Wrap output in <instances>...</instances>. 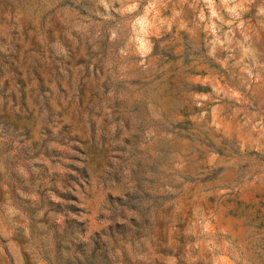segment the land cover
Masks as SVG:
<instances>
[{
  "label": "rangeland",
  "instance_id": "374dc122",
  "mask_svg": "<svg viewBox=\"0 0 264 264\" xmlns=\"http://www.w3.org/2000/svg\"><path fill=\"white\" fill-rule=\"evenodd\" d=\"M0 264H264V0H0Z\"/></svg>",
  "mask_w": 264,
  "mask_h": 264
}]
</instances>
